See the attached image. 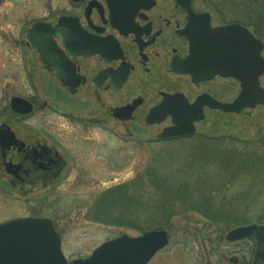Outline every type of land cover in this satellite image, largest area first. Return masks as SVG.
Returning <instances> with one entry per match:
<instances>
[{
  "label": "flooded vegetation",
  "instance_id": "af4514ba",
  "mask_svg": "<svg viewBox=\"0 0 264 264\" xmlns=\"http://www.w3.org/2000/svg\"><path fill=\"white\" fill-rule=\"evenodd\" d=\"M49 1L51 9L42 11L26 28L19 11L13 22L20 1L0 0L12 30L17 31L11 36L13 42L35 54L34 70L27 73L29 93L8 97L2 111L7 118L0 122L1 194L70 175L67 123L86 129V138L75 139L95 146L98 142L93 135L106 130L118 135L123 122L136 123L138 118L162 131L173 127L170 116L163 120L160 114L152 118L153 123L147 117L174 95L180 99L176 107H191L198 118L203 117L195 121L196 131L211 129L218 114H235L217 106L237 98L239 81L207 68L209 59H198L195 42L209 28L245 25L218 13L209 0ZM241 14L245 17V10ZM205 40L210 41L205 44V57H211L212 37L207 35ZM21 77H25L24 70ZM41 77L43 87L37 84ZM4 78L9 83V76ZM235 83L239 87L236 95ZM41 91L50 101L44 99L39 104ZM15 98L31 103L33 111L15 112ZM40 112L56 116V122L28 124L29 133L24 134L26 120ZM10 114L22 123L19 127L11 123ZM10 131L16 142L10 143ZM230 261L252 263L239 254Z\"/></svg>",
  "mask_w": 264,
  "mask_h": 264
},
{
  "label": "rangeland",
  "instance_id": "374dc122",
  "mask_svg": "<svg viewBox=\"0 0 264 264\" xmlns=\"http://www.w3.org/2000/svg\"><path fill=\"white\" fill-rule=\"evenodd\" d=\"M17 1V0H11ZM20 8L13 12L23 15L27 28L34 18L42 11L51 9L49 0H19ZM0 6V122L7 118L2 111L7 104L6 99L14 94L29 93L28 70H34V52L27 46L15 44L13 26L5 17ZM22 32V31H21ZM10 34V35H8ZM263 42L264 39L260 38ZM25 77H21V71ZM9 76V83L5 76ZM41 77L37 80L45 85ZM6 85L8 86L6 88ZM264 86V77H262ZM40 86V85H39ZM238 85L234 84V95ZM47 96L41 91L39 104ZM50 101L49 99H47ZM11 123L19 127L22 123L12 114ZM54 115L38 113L24 123V134L29 133L28 124L38 122H56ZM138 118L136 123L126 122L113 131H100L93 135L97 145L78 141L75 137L86 138L89 132L67 123L69 139L65 142L72 169L70 175L51 181H41L39 184L10 188L9 193H0V224L15 218L41 217L53 221L62 239V248L68 260L87 258L104 242L123 235L139 236L137 232L113 225L103 224L92 217V211L99 197L109 188L126 183L137 177L149 166L158 152H164L173 146L189 141L159 140L160 127H148ZM26 126V127H25ZM209 130L199 129L198 134H215L219 136H234L239 139H255L264 134V106L247 109L243 114L224 116L218 114L216 121ZM79 130V132L77 131ZM80 133L75 136V133ZM186 142V143H185ZM146 203V202H145ZM141 213L133 215L131 220L141 222L144 227L156 228L161 221L168 219L159 209H152V204L146 203ZM156 206V205H154ZM153 206V207H154ZM151 207V208H149ZM251 214L264 212V191L261 202L251 209ZM174 224L164 227L170 234L169 245L159 252L150 264H232L230 257L239 254L241 258L252 262L255 251L253 239L245 242L228 241L222 236L219 241L212 234L214 229H207V222L200 215H179L173 218Z\"/></svg>",
  "mask_w": 264,
  "mask_h": 264
},
{
  "label": "trees",
  "instance_id": "16d2710c",
  "mask_svg": "<svg viewBox=\"0 0 264 264\" xmlns=\"http://www.w3.org/2000/svg\"><path fill=\"white\" fill-rule=\"evenodd\" d=\"M209 1L218 13L264 39V0ZM186 140V147L181 144L156 153L136 178L107 189L92 217L103 224L144 232L148 228L131 218L148 202L152 209L169 215L156 227H170L173 218L182 214L200 215L219 241L234 227L264 224V212L251 214L263 198L264 134L255 139L197 134L181 139Z\"/></svg>",
  "mask_w": 264,
  "mask_h": 264
},
{
  "label": "water",
  "instance_id": "95a60500",
  "mask_svg": "<svg viewBox=\"0 0 264 264\" xmlns=\"http://www.w3.org/2000/svg\"><path fill=\"white\" fill-rule=\"evenodd\" d=\"M34 28L28 33L29 37ZM203 38L196 40L195 50L204 57L206 40L212 37L213 48L208 66L216 73L232 76L240 82L241 92L231 103H218V108L228 113L241 114L244 110L264 106V42L247 27L229 24L201 33ZM210 42V41H209ZM206 48V49H205ZM199 58H201L198 55ZM180 103L178 96L166 98L160 108L154 109L147 117L163 115V120L172 117L174 126L163 130L159 138L193 135L194 122L202 119L191 107L175 106ZM17 113L33 111L31 103L15 98L12 103ZM163 110V111H162ZM162 121V120H159ZM6 136V135H5ZM4 136V137H5ZM10 143L16 142L10 131ZM227 240L240 241L253 238L256 249L253 264H264V224L252 223L236 227L228 232ZM170 242L167 230L156 228L141 236L123 235L108 240L95 249L91 256L77 259L71 264H148L157 252ZM0 264H69L62 250V239L54 223L46 218H21L0 225Z\"/></svg>",
  "mask_w": 264,
  "mask_h": 264
}]
</instances>
